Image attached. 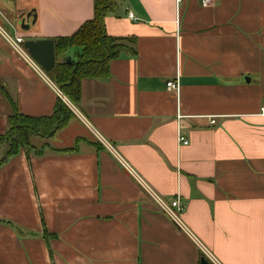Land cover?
<instances>
[{"label": "crops", "instance_id": "crops-1", "mask_svg": "<svg viewBox=\"0 0 264 264\" xmlns=\"http://www.w3.org/2000/svg\"><path fill=\"white\" fill-rule=\"evenodd\" d=\"M115 1L105 32L134 43L73 105L3 32L69 36L93 0H0V134L11 102L75 115L0 165V264H264V0Z\"/></svg>", "mask_w": 264, "mask_h": 264}, {"label": "trees", "instance_id": "trees-1", "mask_svg": "<svg viewBox=\"0 0 264 264\" xmlns=\"http://www.w3.org/2000/svg\"><path fill=\"white\" fill-rule=\"evenodd\" d=\"M115 0H93V17L83 22L69 36L54 38L56 63L47 73L70 103L76 105L81 98V81L84 78H105L109 75V62L116 58L121 50L127 48L126 42L133 38H117L107 35L103 18L108 11L115 9ZM71 49L75 50L74 59L67 63L64 58ZM4 94V88L0 87ZM6 97H8L6 95ZM75 115L68 104L58 99L53 112L48 116H29L20 114L16 104L11 102V112L6 117V130L0 134V145L5 146L0 165L7 158L15 156L22 149L26 154L41 155L48 146H35L31 138L37 135L50 138L57 131L65 128ZM98 146L95 142H90ZM46 146V147H45ZM75 146L69 148H52L55 152H73Z\"/></svg>", "mask_w": 264, "mask_h": 264}, {"label": "water", "instance_id": "water-1", "mask_svg": "<svg viewBox=\"0 0 264 264\" xmlns=\"http://www.w3.org/2000/svg\"><path fill=\"white\" fill-rule=\"evenodd\" d=\"M31 16L33 18L32 22H34L35 15L31 12H28L24 17H18V24L22 29L29 28L28 19ZM22 46L45 73H48L53 69L56 63L53 39L25 40L23 41ZM63 61L69 63L72 60L67 56ZM199 264L212 263L206 257H201Z\"/></svg>", "mask_w": 264, "mask_h": 264}, {"label": "built area", "instance_id": "built-area-1", "mask_svg": "<svg viewBox=\"0 0 264 264\" xmlns=\"http://www.w3.org/2000/svg\"><path fill=\"white\" fill-rule=\"evenodd\" d=\"M177 2H179L180 0H176ZM208 0H203V2H207ZM130 17H132V14H129ZM3 34L9 39V42L12 44V46L17 50V52H19L20 54L22 55H25V50L23 49V46L22 43H23V40H22V37L21 36H16L14 38H12L11 36H9L8 34L4 33ZM29 58V57H28ZM167 89L168 90H171V91H174V92H177L179 90V85H178V82L177 81H169L167 82ZM57 94L60 96H62V93L60 90H57ZM264 111V110H263ZM211 122H214V120H211ZM178 141L181 143V144H187V140L186 138H184L183 136L179 135L178 137ZM161 203V206L163 208V210L165 212H167L168 215H170L175 221H176V217L174 215V213L172 212V208L175 207L177 210H182V207H181V204L179 202L178 199H175V200H172L170 202V205L167 206L165 204H163L162 202Z\"/></svg>", "mask_w": 264, "mask_h": 264}, {"label": "rangeland", "instance_id": "rangeland-1", "mask_svg": "<svg viewBox=\"0 0 264 264\" xmlns=\"http://www.w3.org/2000/svg\"><path fill=\"white\" fill-rule=\"evenodd\" d=\"M71 50L75 52L74 49H71ZM6 128H7V127H6ZM6 128H5V130H6ZM5 130H4V132H5ZM4 132H3V133H4ZM3 133H2V134H3ZM36 140H37V139H35V137H34L33 142H34V141L36 142ZM38 143H39V142H38ZM3 149L5 150V146H4V145H0V156H1L2 152H4Z\"/></svg>", "mask_w": 264, "mask_h": 264}]
</instances>
